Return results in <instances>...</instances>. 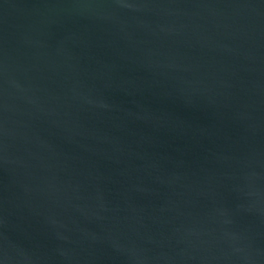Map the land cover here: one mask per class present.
Here are the masks:
<instances>
[{"label":"water","instance_id":"1","mask_svg":"<svg viewBox=\"0 0 264 264\" xmlns=\"http://www.w3.org/2000/svg\"><path fill=\"white\" fill-rule=\"evenodd\" d=\"M0 264H264V0H0Z\"/></svg>","mask_w":264,"mask_h":264}]
</instances>
